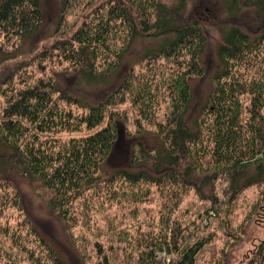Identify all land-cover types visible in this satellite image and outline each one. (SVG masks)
Instances as JSON below:
<instances>
[{
	"label": "trees",
	"instance_id": "16d2710c",
	"mask_svg": "<svg viewBox=\"0 0 264 264\" xmlns=\"http://www.w3.org/2000/svg\"><path fill=\"white\" fill-rule=\"evenodd\" d=\"M79 2L61 0L58 28L66 13ZM93 3L94 0L87 4ZM182 7L168 6L161 0H104L69 38L56 40L50 50L39 54L42 72L46 67L43 60L58 57L69 63L79 82L103 85L112 76L123 74V59L139 38L163 37L156 46L145 50L142 59H184L178 61L183 70H178L168 82L170 105L161 118L157 116L160 107L155 105L151 80H140L134 65L98 101L63 90L53 75H41L27 83L23 71L19 85L15 86L12 73L4 81L7 87L0 86V94L5 95L0 110V145L5 149L0 152V159L51 188L50 205L61 209L64 217L74 201L92 188L101 162L118 148L123 138V118L111 108L123 103L129 93L140 103L139 129L134 134L125 128L132 138L123 139L132 140L130 163L134 169L121 167L113 173L136 185L141 181L157 185L176 183L198 191L202 190L200 184H215L219 174L224 173L231 198L264 183V78L244 79L236 75L238 61L252 52L256 42H264V31L255 41L239 27H232L225 34L218 47L220 65L214 73L212 93L198 118L191 121L190 81L194 75L203 74L201 58L206 41L197 20L186 24L179 20ZM40 20V0H0V42L3 38L30 35ZM246 95L250 96L247 105ZM142 119L155 122L157 133L145 131ZM83 127L93 132L61 144L48 135L41 137ZM150 134L159 139V144L146 147L143 141L135 140L136 135ZM206 155H211L216 169L202 174L200 168ZM210 215L215 212L210 211ZM175 242L176 239L173 244L177 248ZM206 243L196 241L180 251L171 264H195ZM159 245V253H164L163 244ZM46 249L52 251L49 245ZM151 249L150 257L157 258L153 256L156 247ZM167 249L170 251L169 244ZM52 260L53 264H66L55 254ZM263 260L264 251L247 264H261ZM110 263L108 255H104L98 264Z\"/></svg>",
	"mask_w": 264,
	"mask_h": 264
},
{
	"label": "rangeland",
	"instance_id": "374dc122",
	"mask_svg": "<svg viewBox=\"0 0 264 264\" xmlns=\"http://www.w3.org/2000/svg\"><path fill=\"white\" fill-rule=\"evenodd\" d=\"M90 1L80 0V4L66 13L58 28L61 0H40L38 27L30 35L3 38L0 42V86L7 87L4 81L12 73L15 86L19 85V75L23 71L27 83L41 75H53L63 90L98 101L107 96L109 89L123 78L130 65H134L140 80H151L155 105L160 107L158 111L156 108L157 116L161 118L170 105L168 82L178 70H183L179 62L184 59V56L153 62L142 59L145 50L156 46L163 37L139 38L123 59V74L112 76L103 85L88 86L79 82L69 63L58 57L43 60L46 66L43 72L39 68V54L50 50L56 40L69 38L104 0H94L95 3L88 5ZM161 1L168 6L182 5L179 20L185 24L197 20L204 33L203 74L194 75L190 81L193 101L188 115L193 121L212 93L214 73L220 65L218 47L225 34L232 27H239L254 41L262 35L264 0ZM253 48L238 61L236 75L244 79L264 78V42H256ZM244 97L247 105L250 96ZM125 98L123 103L111 108L123 118L124 125H120L123 138L110 158L101 162L92 188L74 201L66 218L61 209L50 205L51 188L0 159L1 264H53L52 254L66 264H98L104 255H108L110 264H171L180 251L199 240L207 243L196 256L195 264H247L262 254L264 183L244 189L236 198H231L224 173L219 174L215 184H200L201 191L176 183L157 185L141 181L136 185L113 173L121 167L134 169L130 163L132 140L123 139L127 136L125 128L134 134L139 129L140 103L132 93ZM4 103L5 95L0 94V110ZM75 111L82 112L78 108ZM141 122L145 131L157 133L158 127L151 119ZM91 132L93 130L83 127L78 131L50 132L41 137L48 135L61 144ZM135 140L143 141L146 147L159 144V139L151 134L136 135ZM4 149L0 145V152ZM202 163V174L216 169L211 155H206ZM210 211L215 215L209 216ZM175 239L177 248L173 244ZM159 243L167 254L159 253ZM47 245L51 252L46 249ZM152 247H156L153 256L157 258L150 257Z\"/></svg>",
	"mask_w": 264,
	"mask_h": 264
}]
</instances>
